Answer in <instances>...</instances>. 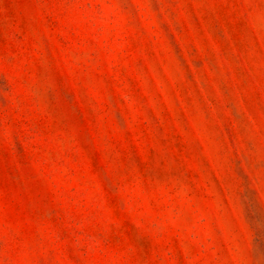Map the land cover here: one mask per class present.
Wrapping results in <instances>:
<instances>
[{"label": "rangeland", "instance_id": "rangeland-1", "mask_svg": "<svg viewBox=\"0 0 264 264\" xmlns=\"http://www.w3.org/2000/svg\"><path fill=\"white\" fill-rule=\"evenodd\" d=\"M0 264H264V0H0Z\"/></svg>", "mask_w": 264, "mask_h": 264}]
</instances>
